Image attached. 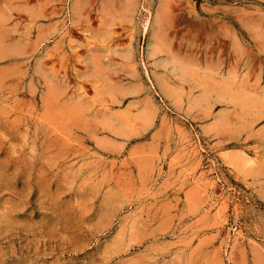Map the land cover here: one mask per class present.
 Returning <instances> with one entry per match:
<instances>
[{
    "label": "rangeland",
    "instance_id": "obj_1",
    "mask_svg": "<svg viewBox=\"0 0 264 264\" xmlns=\"http://www.w3.org/2000/svg\"><path fill=\"white\" fill-rule=\"evenodd\" d=\"M0 264H264V0H0Z\"/></svg>",
    "mask_w": 264,
    "mask_h": 264
},
{
    "label": "bare ground",
    "instance_id": "obj_2",
    "mask_svg": "<svg viewBox=\"0 0 264 264\" xmlns=\"http://www.w3.org/2000/svg\"><path fill=\"white\" fill-rule=\"evenodd\" d=\"M159 42V41H158ZM163 82V80H161ZM160 89H162V91H165V85L164 84H159ZM166 92V91H165ZM164 93V92H163ZM167 94V92L165 93Z\"/></svg>",
    "mask_w": 264,
    "mask_h": 264
}]
</instances>
